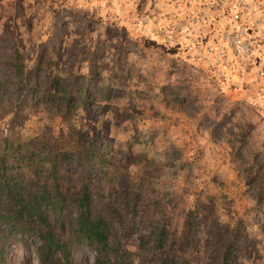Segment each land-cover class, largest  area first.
Listing matches in <instances>:
<instances>
[{"label": "rangeland", "instance_id": "obj_1", "mask_svg": "<svg viewBox=\"0 0 264 264\" xmlns=\"http://www.w3.org/2000/svg\"><path fill=\"white\" fill-rule=\"evenodd\" d=\"M237 1L0 0V138L13 123L23 140L57 144L69 106L70 126L127 168L139 216L192 218L195 264H212L236 233L247 244L237 263L264 264V0H242L253 11ZM240 26L250 61L218 35ZM15 52L24 72L39 68L36 104L22 102L33 82L15 76ZM130 224L115 237L141 264L147 231ZM36 245L14 233L0 264H39Z\"/></svg>", "mask_w": 264, "mask_h": 264}, {"label": "trees", "instance_id": "obj_2", "mask_svg": "<svg viewBox=\"0 0 264 264\" xmlns=\"http://www.w3.org/2000/svg\"><path fill=\"white\" fill-rule=\"evenodd\" d=\"M9 65L17 78H32L22 102L36 104L39 68L33 75L24 72L17 52ZM55 85L51 80L44 90L47 99ZM70 109L60 114L67 132L57 144L23 140L13 123L0 138V260L8 238L17 233L21 240L37 241L39 264H75L73 253L82 248L93 252V264H132L115 231L129 237L130 223L137 219L147 231L140 236L141 264H195L201 251L191 238L192 218L185 217L179 226L162 215L161 221L139 216V188L127 178V168L118 164L107 142L70 126ZM238 235L212 264H238L247 249Z\"/></svg>", "mask_w": 264, "mask_h": 264}, {"label": "built area", "instance_id": "obj_3", "mask_svg": "<svg viewBox=\"0 0 264 264\" xmlns=\"http://www.w3.org/2000/svg\"><path fill=\"white\" fill-rule=\"evenodd\" d=\"M216 5L217 7L223 8L226 3L224 2V0H218ZM235 7L253 11L252 6L244 3L242 0H238L235 3ZM233 18L235 21L240 19V17L237 15H234ZM240 28L242 29H239L233 33L219 32L218 35L221 40L225 41L232 48L237 58L250 61V56L252 55L251 48L249 44H247L246 41L243 39L242 30L244 27L240 26ZM255 28L260 31V34L262 36H264V24L256 23ZM257 78L264 79V66H262L257 71Z\"/></svg>", "mask_w": 264, "mask_h": 264}]
</instances>
